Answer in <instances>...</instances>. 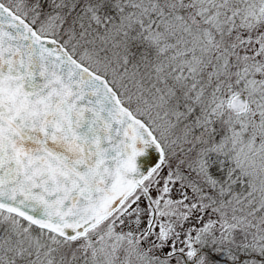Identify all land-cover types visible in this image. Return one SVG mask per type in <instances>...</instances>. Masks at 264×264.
<instances>
[{"label": "snow or ice", "instance_id": "snow-or-ice-1", "mask_svg": "<svg viewBox=\"0 0 264 264\" xmlns=\"http://www.w3.org/2000/svg\"><path fill=\"white\" fill-rule=\"evenodd\" d=\"M0 264H264V0H0Z\"/></svg>", "mask_w": 264, "mask_h": 264}]
</instances>
